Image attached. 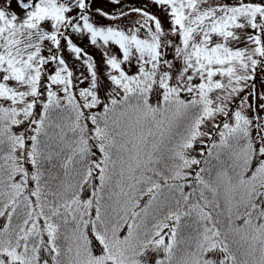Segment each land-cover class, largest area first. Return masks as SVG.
I'll list each match as a JSON object with an SVG mask.
<instances>
[{
	"label": "snow or ice",
	"instance_id": "snow-or-ice-1",
	"mask_svg": "<svg viewBox=\"0 0 264 264\" xmlns=\"http://www.w3.org/2000/svg\"><path fill=\"white\" fill-rule=\"evenodd\" d=\"M0 264H264V0H0Z\"/></svg>",
	"mask_w": 264,
	"mask_h": 264
}]
</instances>
